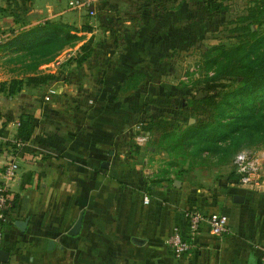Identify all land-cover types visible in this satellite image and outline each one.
<instances>
[{
	"label": "crops",
	"instance_id": "obj_1",
	"mask_svg": "<svg viewBox=\"0 0 264 264\" xmlns=\"http://www.w3.org/2000/svg\"><path fill=\"white\" fill-rule=\"evenodd\" d=\"M69 1L0 0V32L19 28L13 14L30 26L50 20L87 28L61 65L49 66L55 80L13 97L0 94V180L6 164L19 165L0 246L8 253L4 264H260L264 189L233 186L232 165L188 167L167 180L160 156L136 143L142 131L135 100L120 99L153 91L130 50L152 28L155 11L177 30L184 0H160V8L157 0H100L95 17L71 10ZM91 38L92 57L70 63ZM137 73L144 81L126 89ZM12 79L0 74V83ZM50 89L58 93L46 102ZM22 115L34 117L26 143L17 140ZM187 210L226 214L232 233L215 236L205 224L190 254L177 259L166 240L174 228L188 235ZM80 218V233L70 236ZM18 222L27 226L21 230Z\"/></svg>",
	"mask_w": 264,
	"mask_h": 264
},
{
	"label": "trees",
	"instance_id": "obj_2",
	"mask_svg": "<svg viewBox=\"0 0 264 264\" xmlns=\"http://www.w3.org/2000/svg\"><path fill=\"white\" fill-rule=\"evenodd\" d=\"M207 8L212 13L229 11L223 1L209 0ZM12 17L13 25L19 28L10 30L0 50L18 54L11 61H20L24 70L22 77L0 83V94L8 97L25 87H40L55 80L47 69L66 49L83 41L80 34L87 30L50 20L30 26L24 15ZM229 25L235 26L226 30L227 43L203 53L196 64L197 72L181 82L178 90L182 97L141 125L151 140L147 146L152 152L169 157L164 170L167 180L185 170L179 168V162H190L194 168L220 169L234 166L236 155L244 150H264V0H250ZM93 51L91 38L69 62L82 66ZM144 79L143 73L135 74L126 89H138ZM34 130V117L22 115L17 140L30 141Z\"/></svg>",
	"mask_w": 264,
	"mask_h": 264
},
{
	"label": "rangeland",
	"instance_id": "obj_3",
	"mask_svg": "<svg viewBox=\"0 0 264 264\" xmlns=\"http://www.w3.org/2000/svg\"><path fill=\"white\" fill-rule=\"evenodd\" d=\"M157 1V6L160 8V0ZM208 1L184 0V14L179 18L177 30L172 29L168 22L164 24L160 13L155 11L152 28L134 39L135 47L130 51L134 53L137 69L149 76L148 86L152 85L153 88V91H149V94L147 92L144 96L120 97L126 102L135 100L132 104H135L134 107L137 110V132L141 130L143 122L148 121L151 116H156L159 110H165L171 101L182 97V92L178 90L181 82L187 80L191 73L197 72L196 64L201 60L203 53L217 44L227 43L225 38L228 31L226 30L235 26L229 23L243 13L250 2V0H213L225 2L229 11L212 13L207 8ZM0 18L4 20L3 11L0 12ZM9 32H0L2 43H4L3 40L8 39ZM137 37L138 41H136ZM72 49H68L61 56L70 53ZM17 56L16 53L0 50V74L8 79L23 74L22 63L11 61ZM48 71L49 68L46 72ZM154 154L159 155L164 164L169 160L165 153ZM179 163V168L192 166L190 162Z\"/></svg>",
	"mask_w": 264,
	"mask_h": 264
},
{
	"label": "built area",
	"instance_id": "obj_4",
	"mask_svg": "<svg viewBox=\"0 0 264 264\" xmlns=\"http://www.w3.org/2000/svg\"><path fill=\"white\" fill-rule=\"evenodd\" d=\"M100 0H70L69 8L73 11H83L90 17L97 15V7ZM2 43V41H0ZM60 66V58L53 65ZM56 89H50L45 96V101L50 102L57 95ZM141 131V130H140ZM149 136L141 132L136 137V143L140 146H147ZM22 143V142H20ZM235 178L233 186L254 191L264 189V151L244 150L238 153L233 162ZM19 165L16 161L9 162L3 168L0 180V246L4 241L5 224L8 216L14 207L10 182L17 178ZM148 203V199L145 200ZM184 217L188 224V235L184 236L178 228H174L166 240V245L174 253L177 259L187 257L194 248V240L202 226L207 224L211 233L215 236H226L232 233L229 217L226 214L206 215L199 210H187ZM0 264H4L0 261ZM260 264H264V252Z\"/></svg>",
	"mask_w": 264,
	"mask_h": 264
},
{
	"label": "water",
	"instance_id": "obj_5",
	"mask_svg": "<svg viewBox=\"0 0 264 264\" xmlns=\"http://www.w3.org/2000/svg\"><path fill=\"white\" fill-rule=\"evenodd\" d=\"M21 230H23L27 226V222H18L16 224ZM82 227V218H80L77 224L74 226L73 230L70 232V236H77L80 233ZM136 241V240H135ZM53 242L50 243L52 245ZM8 253L4 251H0V261L3 263H7Z\"/></svg>",
	"mask_w": 264,
	"mask_h": 264
}]
</instances>
